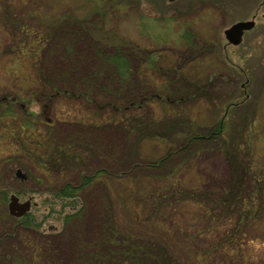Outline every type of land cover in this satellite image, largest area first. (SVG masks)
<instances>
[{"label":"rangeland","instance_id":"374dc122","mask_svg":"<svg viewBox=\"0 0 264 264\" xmlns=\"http://www.w3.org/2000/svg\"><path fill=\"white\" fill-rule=\"evenodd\" d=\"M242 19L254 26L226 46L223 30ZM36 35L43 53L29 52ZM114 51L122 76L108 62ZM50 79L71 90L51 92ZM137 83L145 102L122 103ZM11 95L18 106H0V264H94L104 246L117 251L116 232L151 241L166 235L171 253H191L175 232L192 217L193 200L168 195L226 183L231 167L216 142L228 158L264 161V0H0V97ZM172 99L179 104H163ZM227 103L225 134L207 136ZM123 105L128 113H111ZM20 122L28 135L6 140ZM175 122L203 135L166 157L151 135ZM63 189L78 190L73 204L58 197ZM12 194L30 201L20 217L8 213ZM142 196L158 208L150 220L135 206ZM195 222L181 232L185 240L203 223ZM252 223L264 231V216ZM252 234L245 258L190 255L201 264H261L263 240Z\"/></svg>","mask_w":264,"mask_h":264},{"label":"trees","instance_id":"16d2710c","mask_svg":"<svg viewBox=\"0 0 264 264\" xmlns=\"http://www.w3.org/2000/svg\"><path fill=\"white\" fill-rule=\"evenodd\" d=\"M20 33L26 34V30L24 29L23 25H20ZM43 36V35H41ZM44 39L43 41L46 43L47 37H41V39ZM33 39H35V46L34 48H30L29 52L33 50L34 52L38 53L40 47H43L40 49V53H43L47 47L42 44V40H40L39 36H35ZM40 40V41H39ZM35 49V50H34ZM112 66L115 65L117 67L119 73L118 75H121L124 73L123 69L125 68L124 63L122 64V61H120V58H118L117 54H115V51L111 53L107 57ZM124 65V66H123ZM123 66V67H122ZM116 75V76H118ZM53 79V78H52ZM120 79V78H119ZM119 83L120 80H118ZM50 84L51 92H54V90H62V92L70 91V87L67 86L64 87L61 84L55 83L54 80L53 83L48 81ZM118 83V82H117ZM179 83V81H178ZM135 88H133L134 91L130 92L125 90V93L122 94L119 100H121L122 103H133L134 101H144V89L142 88V85L137 83L134 84ZM71 93V92H68ZM86 98L88 96H85ZM144 97V99H142ZM117 98L116 95L114 98H108V100L105 98L103 101H111L114 102V99ZM18 97L16 96H1L0 97V106L1 108H7L8 111L10 109H13L14 107L18 106ZM90 99V98H89ZM173 101V99H172ZM12 102V103H11ZM169 102H163L164 105H176L179 103H176L175 101L170 102L173 104H168ZM45 106L48 105V102L44 104ZM43 105V106H44ZM141 105V104H139ZM230 105V103H227L223 110L219 111V114L217 116L213 117V123L211 125H208L207 130L205 134L210 137H217L218 135L223 137V134H225V129L223 125H225V112H227V107ZM112 106V104H110ZM141 107V106H140ZM104 108V106H101L100 111ZM112 108V107H111ZM117 108V107H116ZM130 107L126 106L124 108V105L122 108H118L115 110H110L111 113L114 115H118L120 113L124 114L126 111L128 113ZM121 110V112H119ZM113 119L114 123L116 125L119 124V120ZM179 120H177L178 122ZM112 123V122H111ZM173 127H176V129H171V126L169 129H160L154 130V133H158V137L151 135V139L154 143L158 144V146L161 148L164 147L166 157H169L172 154H176L177 152H180L182 143L184 140L187 139V141H194L196 138L201 137L203 133L198 132L199 129L194 130L195 124H172ZM164 126V125H163ZM121 128V127H120ZM224 128V130H223ZM24 131V136L28 135V132L25 131V125L23 122L16 123L13 128H11L7 132L6 140L8 141L13 140L14 138L18 137L20 133ZM146 131H149L148 129ZM173 131V133H172ZM180 133V136L175 138V134ZM146 134V132L142 133ZM148 134V133H147ZM214 134V135H213ZM205 136V135H204ZM7 141V143H8ZM221 141L216 142V148L217 150H220L221 152L224 151L223 155L226 159V162L231 167V172L229 174V178L226 181V183L218 189L219 186L210 184H205V180L199 179V183H203L205 186L204 188L195 187L194 185H189V187H185V191L179 190L176 193L169 194L168 197L174 198L176 197L181 198L185 195L190 196L193 202L191 203L193 205L192 210V217L191 215L188 217V221L186 224L178 227L176 229L175 234H177V241L180 242V248L181 250H189L191 253L195 250V252L198 250L202 252V256H205L206 254L211 255V257H215L214 255H220L225 259H230V254H239L241 256H244L243 254H249L250 250H247V239L250 235H253L252 233L256 234V237L262 238L263 242L262 245L264 247V231L262 228H257L254 222V220L259 221L260 217L264 216V161L263 162H257V161H251L247 158H241L235 160L231 158H228L229 154L227 153V149H223L221 147ZM9 146V145H8ZM7 147V146H6ZM17 148V147H16ZM14 155L13 157H17L14 152H17L16 149L11 150ZM61 155L59 154V159H61ZM2 160H7L6 158H2ZM11 161H13L11 159ZM36 161V160H35ZM34 162V161H33ZM83 176V175H82ZM81 176V177H82ZM86 183V182H85ZM201 184L200 186H202ZM216 186L212 187L213 189H208L207 186ZM71 189V188H70ZM70 189H63L57 193L58 197L61 198H67L68 197V203L71 205L75 201L74 195L78 192V190H70ZM181 192L180 194H178ZM149 198L152 197V195L149 194ZM162 196V195H161ZM160 196V197H161ZM147 198L146 196H142L139 200H137V203L135 206L138 210L143 211V216L145 217V220H150V215L152 212H156L158 208L155 206H151L149 201H152L151 199ZM72 199V200H71ZM167 199V198H166ZM191 207V206H190ZM156 210V211H155ZM141 211V212H142ZM144 212H147L145 214ZM151 213V214H150ZM9 219H15L11 216H6ZM28 216V220H29ZM23 218V217H22ZM21 218V220H22ZM196 219L202 220V226L198 227L194 234H190L191 237H186V240L184 239V235L181 232H185L187 229V226L192 225L193 222H195ZM260 223H258L259 225ZM263 226V225H260ZM154 228L157 231L162 230V223L154 222ZM166 232V231H165ZM108 233V232H107ZM105 233V234H107ZM116 238V241L122 243L116 247L117 251L112 252L108 251L107 248L104 246L101 248L102 256L98 258H94L96 256H92V260L95 261L94 264H112V262L108 260H113L114 263L121 264L123 262L127 264H201L200 258L197 253V255H190L191 253H182L181 255L176 256L175 254L171 253L169 251V248L171 250V246L173 244L168 243L169 237L162 236L160 239H157L156 241H151L153 239L151 238H139L138 236H135L134 234L125 235V238L122 236H117V232L112 233ZM104 238H102L103 240ZM111 237L109 238L108 242L110 244ZM144 240V241H143ZM146 240V241H145ZM159 240V241H158ZM201 241L203 243V246L201 249L198 247V242ZM252 240H250L251 242ZM147 242V243H146ZM145 243V244H144ZM249 246V245H248ZM145 247V249L143 248ZM250 248V247H249ZM249 251V252H248ZM241 252V253H240ZM208 255V256H209ZM251 255V254H250ZM180 256V259L183 258L184 262H177V257ZM192 257V259H190ZM245 258V256H244ZM186 259V260H185ZM190 259V261H189ZM260 263L264 264V259H260ZM203 260V259H202ZM93 263V262H92Z\"/></svg>","mask_w":264,"mask_h":264},{"label":"water","instance_id":"95a60500","mask_svg":"<svg viewBox=\"0 0 264 264\" xmlns=\"http://www.w3.org/2000/svg\"><path fill=\"white\" fill-rule=\"evenodd\" d=\"M253 26V19L239 20L225 28L223 30V35L228 43L236 45L241 42L244 31L249 30ZM15 174L21 178H24V173L20 170V168L16 169ZM29 205V200L19 201L18 197L12 194L9 197L7 210L10 215L20 217L29 210Z\"/></svg>","mask_w":264,"mask_h":264},{"label":"flooded vegetation","instance_id":"af4514ba","mask_svg":"<svg viewBox=\"0 0 264 264\" xmlns=\"http://www.w3.org/2000/svg\"><path fill=\"white\" fill-rule=\"evenodd\" d=\"M247 31V30H246ZM245 32V31H244ZM244 34V33H243ZM244 36V35H243ZM224 39H225V45L227 46V45H229L230 43H228V41L226 40V38L224 37ZM242 39H243V37H242Z\"/></svg>","mask_w":264,"mask_h":264},{"label":"bare ground","instance_id":"6f19581e","mask_svg":"<svg viewBox=\"0 0 264 264\" xmlns=\"http://www.w3.org/2000/svg\"><path fill=\"white\" fill-rule=\"evenodd\" d=\"M242 20H247V19H242ZM237 21H239V20H237ZM234 22H236V21H234ZM234 22H233V23H234ZM231 24H232V23H231ZM226 28H227V27H226Z\"/></svg>","mask_w":264,"mask_h":264}]
</instances>
